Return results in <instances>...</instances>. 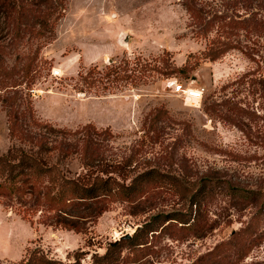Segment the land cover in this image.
<instances>
[{"label":"rangeland","instance_id":"rangeland-1","mask_svg":"<svg viewBox=\"0 0 264 264\" xmlns=\"http://www.w3.org/2000/svg\"><path fill=\"white\" fill-rule=\"evenodd\" d=\"M55 1L62 6L44 28L21 30V40H10L0 22V156L28 147L27 131L62 139L36 127L32 112L38 122L68 132L93 126L105 163L122 166L128 185L150 170L164 177L153 187L158 192L146 195L149 204L117 201L97 217L69 210L77 222H66L76 229L44 208L24 210L32 200L22 209L0 197V264H26L34 251L93 264L94 254L146 224L154 229L146 264H193L217 245L207 264H264L261 202H238L227 188L264 190V40L237 36L254 49L253 59L234 49L202 60L207 39L195 33L184 0ZM199 1L211 13L246 12L244 0ZM259 4L252 9L264 20ZM196 90L199 99L190 95ZM14 117L23 130L15 135ZM88 136L67 135L72 154L62 166L69 177L86 171L76 143ZM173 181L186 192L175 194ZM195 193L199 204L190 202ZM200 210L208 226L194 233L180 221ZM248 223L251 233L244 234Z\"/></svg>","mask_w":264,"mask_h":264},{"label":"trees","instance_id":"trees-1","mask_svg":"<svg viewBox=\"0 0 264 264\" xmlns=\"http://www.w3.org/2000/svg\"><path fill=\"white\" fill-rule=\"evenodd\" d=\"M244 1L245 14L234 16L218 14L217 11L211 13V10L206 9L205 3L199 0H184V6L195 25V33L198 37L207 39L206 47L201 53L202 60L216 61L234 49L241 50L253 59L249 51L254 49L248 51L244 48L246 47L244 43L236 38L242 34L247 38L257 36L264 40V20L252 9L254 1L261 4L264 0ZM61 6L62 4L55 0H0V22L7 25L10 40H21L22 37L19 35L21 30L27 28L31 30L37 25L44 28L46 19ZM116 69L117 67L110 69V74H116ZM210 108L213 109L211 106ZM29 117L36 127L51 129L58 135L63 134L62 139L51 142L37 132L23 133L24 141L29 146H14L0 156V197L20 202L18 207L22 209L32 200L33 204L24 210L29 212V209L34 210L36 206V211L44 208L63 224H68L67 219L77 222L72 220L73 218H68L69 210H87L97 217L113 202H127L137 206L143 202L151 203L150 197L146 195L158 192L153 190V187L162 183L164 176L161 173L150 170L128 185L125 183L127 174L122 166L105 163L103 153L92 140L91 130L95 129L93 126L87 125L79 131L68 132L38 122L32 112L29 113ZM17 119L18 117H14L11 122V131L14 135L23 132ZM82 132L89 136L77 142L76 147L81 152L80 161L86 171L77 177H69L62 166L72 154L73 144L66 140L67 135ZM261 145L264 149V140L261 141ZM171 187L175 194L186 190L181 182L172 183ZM227 188L231 197L238 202L254 204L261 202L260 209L264 210V190ZM199 197L201 196L195 193L190 200L191 204H199ZM203 221L200 210L180 222L188 225L190 231L200 233L208 226ZM68 225L76 229V225ZM252 227L253 225L248 223L244 227V234L251 233ZM153 230L146 224L139 227L130 237L122 236L119 240L109 243L104 254L93 255V264H146L151 250V244H148L149 233ZM235 234L237 233L232 235L228 244L235 239ZM255 240L256 238L252 239L250 244ZM218 248L219 245L215 247L216 250ZM214 250L193 264H207L214 256ZM26 264H81V258L78 256L74 261L65 263L34 251Z\"/></svg>","mask_w":264,"mask_h":264},{"label":"built area","instance_id":"built-area-1","mask_svg":"<svg viewBox=\"0 0 264 264\" xmlns=\"http://www.w3.org/2000/svg\"><path fill=\"white\" fill-rule=\"evenodd\" d=\"M58 73H59V71H55V74H58ZM190 95L194 99H199L202 96V92L199 90H196V91H192Z\"/></svg>","mask_w":264,"mask_h":264},{"label":"water","instance_id":"water-1","mask_svg":"<svg viewBox=\"0 0 264 264\" xmlns=\"http://www.w3.org/2000/svg\"><path fill=\"white\" fill-rule=\"evenodd\" d=\"M128 40H129L128 36H125L124 39H123V42H124L125 44H127V43H128ZM139 227H140V226H139ZM131 235H132V234H126L125 237H130Z\"/></svg>","mask_w":264,"mask_h":264}]
</instances>
